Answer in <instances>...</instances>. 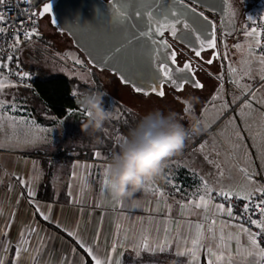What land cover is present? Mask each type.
<instances>
[{
	"label": "crops",
	"instance_id": "obj_1",
	"mask_svg": "<svg viewBox=\"0 0 264 264\" xmlns=\"http://www.w3.org/2000/svg\"><path fill=\"white\" fill-rule=\"evenodd\" d=\"M256 1V5L248 4V9L264 6V0ZM249 38V43L245 41L235 43L234 55L228 57L230 59H227L225 68L230 64L239 72L242 71L244 63L247 62L245 57L250 44L251 52L257 54V44H255L257 38ZM236 54L242 57L240 61L235 58ZM224 56H228V51ZM256 70L263 74L260 68L256 67ZM222 84L223 80L219 77L217 81H208L205 97L199 103L201 107L199 115L193 118L195 122L190 128V137L187 140H191L193 144V141L200 139L202 135L209 137L210 147L216 152L215 164L212 166L214 162L205 158L204 166L200 157V163L195 158H190L189 164L182 165L192 176H194L192 171V168H195L194 164L209 168L207 177L203 180L197 179L196 183H184L178 193L166 191L167 189L156 181L155 184L164 192L162 197L151 190L141 189L130 197L121 198L122 204L115 203L111 191L103 187V171L110 163L103 161L106 154L94 149L96 145L72 154L57 150L45 152L42 149L52 142L56 145L58 142L61 143L62 134H59L57 126L64 125L73 114L82 118L85 115L81 111L71 110L65 117H57L45 105L44 116L40 117L33 109L30 97L23 91L29 89L19 87L4 89L0 99L7 101L8 105L15 102L19 109L17 112H5V115L15 116L17 121L22 119L25 123H18L13 128L11 122L0 121V124H3V127H0V209L3 210L0 224L8 223V217L15 214L9 232V237L15 241L22 225L37 223L42 229L41 236L47 237L46 247L39 256L42 264H56L61 254H67L70 248L76 249V253L83 260H87L88 264H93L91 259L77 247L76 238L70 237L65 229L77 232L79 237L94 246L101 256L110 254L116 264H207L209 259H212L214 264H228L229 256L232 258V264H253L254 258L247 256L245 251L252 250L249 249L246 234L240 237V245L243 247L239 252L236 241H228L229 247L224 252V261H216L215 257L208 254L206 249L210 244L219 253L215 241L209 239L203 241V247L197 252L195 260L190 253H187V249L192 247L190 237L195 233V229L191 233L188 231V222L205 223L206 237L209 223L205 221L204 208L190 206L184 209V214L181 215L180 204H188L190 200H196L199 195H203V182L207 181L213 189L210 194L212 201L206 214L217 221V232L221 224L225 225L226 235L228 232H237L238 226L242 223L226 214L216 213L214 205L221 202L215 193L220 189L233 192L241 189L247 191L264 189V114L256 111L262 108L258 104L246 107L247 101L240 99L237 103L238 113L231 115H227V112L220 113L225 109V105L231 103L230 99L226 98L218 104L211 102ZM197 123L202 130L191 132ZM213 135H216L217 139L221 137L227 146L212 139ZM83 140L90 141L88 136ZM207 149L204 147L199 152L205 154ZM90 150L93 151L91 155L82 154ZM230 151L233 154L230 155ZM96 153H99V156ZM252 155L257 159V166H254V163L249 164L248 158ZM244 169L247 172L243 171ZM16 177L29 181L36 192L33 199L40 204L42 210L50 212L51 221H44L39 215L34 214V206L29 202V198L26 194L22 195L26 193V188ZM257 194L259 193H255ZM224 206L225 209L228 208L227 205ZM234 215L237 216L236 213ZM185 239L188 240L187 244L184 243ZM144 241L149 244L148 248L142 247ZM113 246L116 249L115 253H111ZM181 252L186 254L179 255L178 253ZM0 255L4 256L8 264L13 258L14 248L7 254L0 250ZM255 260L259 261V257H255ZM20 264H28V262L22 258Z\"/></svg>",
	"mask_w": 264,
	"mask_h": 264
},
{
	"label": "snow or ice",
	"instance_id": "obj_2",
	"mask_svg": "<svg viewBox=\"0 0 264 264\" xmlns=\"http://www.w3.org/2000/svg\"><path fill=\"white\" fill-rule=\"evenodd\" d=\"M6 0H0V6L5 4ZM198 0H108V10L103 15V24L98 23L96 28L101 27L111 30L113 28L119 27L121 29L125 28L130 20L136 18L139 23L132 24L131 27L136 29V35L139 37H148L150 43L155 45L151 51L146 54L151 57L153 52L155 53V66L153 67L152 61L150 60L148 69L146 72L137 73L141 80L144 81L143 84L136 85L134 90L138 93H143L144 95H149L150 93H155L158 96L163 97L165 92L163 90L165 83H169L175 86L179 91H183L184 85L189 82L192 83V86L195 88H203L204 85L201 84L198 80L192 79L194 77L193 66L191 62H185L182 67H174L177 65V56L175 51L172 50L171 44L168 43L167 39L164 38L165 32H168L172 38L181 39L186 41L192 50L194 51L197 57L201 56V52L206 49H215L216 48V39L215 34L210 33L209 26L207 25V18L204 17L203 12H196V9L192 7L194 3ZM25 3L31 5L33 0H25ZM233 3L229 2V15L235 16L236 12L233 10ZM53 7L50 3H45L43 11L38 13L43 15L45 13L52 12ZM25 15L35 18L37 13L35 12H26ZM248 20H252L251 16L247 17ZM7 18L3 11H0V23H6ZM53 23H56V18H53ZM255 23V21H253ZM140 24L144 25V28L139 27ZM85 29H89V24L83 25ZM178 32H181L182 35L178 36ZM5 33V28L0 27V35ZM34 27L27 30L21 28L16 33L11 35L13 43L10 45V49L16 50L20 47L22 36L25 40H31L34 35H38ZM245 34L249 37H258L264 35V30H258L255 27H252L251 30L246 31ZM155 36H159V42L155 39ZM261 41L255 39V44L259 45ZM240 47V45H236ZM164 49L167 52H161L160 50ZM252 45H249V51H251ZM112 57L114 59L123 60L124 57H118L117 54H120L123 51V46H115L112 50ZM215 56H219V53H215ZM13 61V55L9 54L6 57H0V97L3 96L4 89L10 87H16V84L8 80V75L3 71L8 69V73H11V69L8 68V64ZM208 63H212L210 59ZM261 63H264V57H261ZM233 72L236 69H232ZM191 73L192 77L186 75ZM15 75H20L18 72ZM24 77L28 76V73H23ZM121 79L125 83H132L126 76H121ZM75 95V94H74ZM219 96L213 97V99H219ZM77 104L80 106L79 111L83 113L89 119L91 118V112L83 109L81 106L80 98L77 97ZM250 107V105H246ZM18 106L15 102L11 105H8V102L0 99V121H9L12 123V127L15 128L17 124L25 123L24 120L17 121L15 116L5 115V112H17ZM112 118V112L109 111V119ZM0 127H3V124H0ZM201 148H204V145H201ZM99 156V153H96ZM243 171L247 172L246 169ZM223 173H221V176ZM21 184L26 188V193H22L29 198V202L34 206V214L39 215L44 221H51V215L48 210H42L40 204L33 199L36 196V192L30 186L29 181L24 180L20 177H16ZM249 180L251 177L249 176ZM171 183V182H170ZM103 187L109 189L112 193V199L115 203L122 204L123 201L121 198H118L114 195L115 186L111 184L107 169L103 171L102 178ZM204 184V194L199 195L198 199L190 200L188 204H180L181 215L184 214V209L189 208L190 206H195L196 208L205 209V221L209 223L207 232L208 236H205V223L197 222L193 223L188 222V231L191 233L195 229L194 235L190 237L192 247L187 249V253H190L193 260L196 259V254L203 247V241L209 239L215 241V247L218 251L213 249V246L210 244L207 246V252L210 256L215 257L216 261H224L225 255L224 252L227 251L229 244L228 241L235 240L237 243V250L239 252L240 248L243 247L240 245V237L242 234H246L249 242V249L245 250L247 256L253 257V264H264V247H261V237H264V209L261 208V205H264V189H254L253 191H247L241 189L239 191L233 192L231 190L225 191L220 189L218 191V196L224 198L225 200H230L233 195H236L239 199L246 201L247 203L243 204L241 207V212L243 213V218L247 219L248 223L255 225L257 229L260 230L259 234L252 232L249 228L240 224L238 226L237 232H228L225 234L224 228L225 225L221 224L219 231L217 232L215 219L210 218L206 213L209 204L212 201L211 192L213 189L208 185L207 181L203 182ZM145 190H151L154 194H158L161 197L164 195L162 189L155 184V182L148 184L144 188ZM178 190V189H177ZM255 193H261V199L259 202H253L252 197ZM250 204L252 205L250 209ZM216 213L219 215L226 214L228 217L235 220L241 219L240 216H235L233 209L229 206L225 209L223 203L214 205ZM170 208V206H169ZM260 209L259 216L262 218L252 219L251 213L255 210ZM0 216H3V210L0 209ZM15 214L13 213L8 217V223L0 224V250L7 254L11 249L14 248V255L11 261L8 264H20L22 258H25L28 264H42V261L39 259V256L42 254V250L46 247L45 241L47 237L41 236L42 229L39 228L38 224L35 222H30L22 225L20 231L17 232V238L13 241L9 237V232L12 228V223L14 222ZM59 227V224L57 225ZM232 227H237L232 225ZM67 234L70 237H75L77 242V247H79L93 262V264H116L111 258V255L101 256L99 251L87 241H84L79 237L78 233L75 231H68L65 229ZM184 243L187 244L188 240L185 239ZM143 248H148L149 244L144 241L142 243ZM115 246L111 248V253H115ZM179 255H185L186 253L181 252ZM259 257L260 260L256 261L255 257ZM0 264H6L4 256L0 255ZM56 264H88L87 260H83L77 253L76 249L70 248L67 254L62 253L61 257ZM207 264H214L212 259H209ZM228 264H232L231 256L228 257Z\"/></svg>",
	"mask_w": 264,
	"mask_h": 264
},
{
	"label": "rangeland",
	"instance_id": "obj_3",
	"mask_svg": "<svg viewBox=\"0 0 264 264\" xmlns=\"http://www.w3.org/2000/svg\"><path fill=\"white\" fill-rule=\"evenodd\" d=\"M234 1L239 8V16L242 18L244 23V31L239 37L240 42L245 41L246 43H249L250 38L245 34V32L248 31V25L253 20L254 13L256 14L257 10H259L261 7L255 6L253 9L252 7L251 9H248V4H257L256 0ZM248 16L252 17L251 21L247 19ZM229 42L231 43L235 41L230 39ZM221 50L222 53H226L227 51L226 45L223 43L221 44ZM21 54L22 60L26 64L36 63L50 74L66 75L70 78H75L83 83H87L88 85L95 87L93 70L79 54L78 50L74 48L72 41L66 35L60 34L56 31V29L51 25L50 18L48 16L41 19L39 35L29 43H26L22 46ZM232 55H234L233 50L231 51V56ZM246 55L247 57L245 58L247 62H243L245 66L240 72L237 69L235 72H233V67L230 64H228L229 66H227L224 71H221V68L218 66L209 67L212 73L221 72L219 74V79L222 80L223 78H226L225 71H228V80L223 81V84L220 88H218L217 92L213 96H219L220 98L211 100V102L218 104L219 101L224 100L225 98L230 99L231 103L225 105V109L220 113L227 112V115L238 113V100L243 99V101H247L246 103H248L250 107L255 104L260 105L262 109H256V111H258L260 114H264V78H262V76H264V63H261V57L264 56H258L255 52L248 50ZM36 56L41 58V61L38 63L34 61ZM228 57L229 56H227V59H230ZM235 58L240 61L242 57L240 55L237 56L236 54ZM256 67L263 70V74L262 72L259 73L256 70ZM98 73L99 78L103 83L105 92L108 93L112 98L108 108V111L112 112V118L107 119L103 126L97 129L89 126L90 119L88 117L82 116V118H79V115H71L70 118L65 121L64 125L57 126L59 134H62V142H58V145H56L55 142L45 145L42 148L45 152H55L57 150L58 152L72 154V152H78L84 148L93 147L95 144H97V146L99 144L107 146L111 143L113 138H115V144L121 145L124 139L121 136L115 137L116 129L113 123V119H117L118 117L122 116L121 110L119 108L120 104L126 105L132 111V113H135L141 118L155 109H160L165 113L174 111L178 113L180 112V116L182 117L177 120H179V122L182 123L186 129H189V131L195 122L193 118H196L199 115L201 109V107H199V103H201L202 99H196L198 104H196V101V103L194 101H190L189 103L187 98L190 96V94H196L193 93L194 91L189 88L183 92H173L172 90L166 88L165 95L163 97L158 95L145 96L135 93L129 86L122 84L115 75L107 71H98ZM23 91H25V94L30 97L33 109L36 110L40 117H43L45 109L44 102L39 98V96H37V94L33 92L32 89ZM94 92L96 93L98 91L96 90ZM174 95L176 96V99L174 98ZM198 97H201V95ZM232 117L230 118L232 119ZM85 136H89L91 141H84L83 139ZM212 139H216L218 142H220L219 140H222L221 137H218L217 139L216 135H213ZM210 141L211 139L205 135H202L200 139L197 138V140H194L193 144L191 143V140L187 141L185 143L183 152L169 160L168 166L165 168L162 177V179H165V183L168 184L166 191L169 190L175 193L181 191V185H178L177 181L175 180V171L176 169L183 167V164H189L188 160L190 158H195V160H198L200 163V157H202V163L204 166L206 165V158L214 162L212 163V166H214L216 152L213 151V147H210ZM201 145H204V147L208 148L206 153L204 152L205 154L199 152V150L202 149ZM225 146L227 145L225 144ZM120 151L121 149L119 151L113 150V153L117 155L120 153ZM197 154L200 155L198 156ZM229 154L231 155L233 152L230 151ZM253 155L248 158L249 164L253 165L254 163V166H257V159H255ZM234 160L238 163L237 159L234 158ZM194 165L195 168H192V171L194 172H192L193 175L196 176L197 179L203 180L206 178L207 170L209 168L206 169L205 167L199 166L198 164Z\"/></svg>",
	"mask_w": 264,
	"mask_h": 264
},
{
	"label": "water",
	"instance_id": "obj_4",
	"mask_svg": "<svg viewBox=\"0 0 264 264\" xmlns=\"http://www.w3.org/2000/svg\"><path fill=\"white\" fill-rule=\"evenodd\" d=\"M107 2L108 0H49L40 3V0H33V4L39 8V13L43 11L45 3L52 4V12L39 15L40 19L48 16L51 25L58 33L66 35L72 41L74 48L83 55L85 61L90 67L100 72L107 71L115 75L122 84L129 86L135 93L144 95L142 92L138 93L134 90L136 85L144 83L137 73L146 72L150 60L152 61L153 67L155 66V53L153 52L151 57L146 53L156 46L150 43L148 37H139L136 35L137 30L131 27L132 24L139 23L136 18L130 20L127 26L123 29L119 27L111 30L103 27L97 29L96 25L98 23L101 25L103 24L102 17L108 10ZM229 2L230 0H198V2L192 5V7L196 9V12H203L204 17L207 18L209 31L210 33L214 32L216 39L215 49H206L201 53L211 51L219 53L217 45L218 27L215 19L208 16L203 10L198 8V6L216 12L223 21L224 16L229 9ZM165 3H167V0H165ZM53 18H56V23L52 22ZM85 24H89V29L84 28L83 25ZM139 27L143 29L144 25L140 24ZM241 31H243V29H238V32ZM179 35H182V33L178 32V36ZM164 38L167 39L168 43L172 46V50L176 53L177 65L174 67H182L185 62L179 59L177 51L182 47L183 49L194 53L192 46L186 41L172 38L168 32H165ZM155 39L159 42L160 38L159 36H155ZM118 45L123 46V51L120 54H117L118 57H124L123 60L110 58L112 57L111 50ZM160 51L167 52V50L164 49H161ZM186 75L192 77L191 73H187ZM121 76H126L132 81V83H125L121 79ZM192 79L198 80L201 83L196 74ZM185 85L193 87L191 82ZM165 87L175 86L165 83L163 88L164 92ZM87 94L91 93L88 92ZM152 94L156 95L155 93H150L149 95ZM75 102L79 109L80 106L77 104V97L75 98ZM219 141L223 143L222 140Z\"/></svg>",
	"mask_w": 264,
	"mask_h": 264
},
{
	"label": "clouds",
	"instance_id": "obj_5",
	"mask_svg": "<svg viewBox=\"0 0 264 264\" xmlns=\"http://www.w3.org/2000/svg\"><path fill=\"white\" fill-rule=\"evenodd\" d=\"M106 92L85 94L80 98L83 109L91 112L89 126L100 128L109 119V111L104 106ZM202 129L199 123L191 132ZM190 137L173 112L160 109L150 111L130 130L121 144V151L106 167L118 198L130 197L134 192L163 177L169 160L178 155Z\"/></svg>",
	"mask_w": 264,
	"mask_h": 264
},
{
	"label": "trees",
	"instance_id": "obj_6",
	"mask_svg": "<svg viewBox=\"0 0 264 264\" xmlns=\"http://www.w3.org/2000/svg\"><path fill=\"white\" fill-rule=\"evenodd\" d=\"M40 24H41V19H39V23H38V29H37L38 33H39ZM38 35H35L33 39L37 37ZM79 54L83 57V55L80 52ZM34 61L38 63L41 61V58L36 56ZM22 65L25 67V69L35 72L36 80L34 82L33 88L31 89L44 102V104L49 109V111L57 117H65L68 115V113L71 110L78 109V106L76 105V102H75L76 97L80 95H84L88 92L95 93L94 91L96 90L98 92H105L103 83L99 78L98 71L92 67L90 68L94 72L93 78L95 81V87H92L88 85L87 83H83L75 78H70L66 75L50 74L45 69H43L41 66H38L36 63L26 64L22 60ZM111 101H112V98L107 93V95L104 96V106L107 110L109 108ZM119 108L121 110L122 116L118 117L117 119H113V123L116 129L115 137L121 136L123 139H125L128 136L130 130L136 127V125L139 123V121L141 120V117L137 116L135 113H132V111L124 104H120ZM88 138L91 141V138L89 136ZM114 141H115V138H113L111 140V143L107 146L103 144H99L97 146V144H95L96 147L94 149L100 150L106 155L110 152H113V150L119 151L121 149V145L115 144ZM183 149L179 154L183 152ZM92 153L93 151L90 150L82 154L91 155ZM175 173H176L175 180L177 181V183H181L180 185L182 186L184 183H193V182L196 183L197 182V177L192 176L190 171L185 169L184 167H180L179 169H176ZM157 183L165 189L168 186V184L165 183V179H162V178L158 179Z\"/></svg>",
	"mask_w": 264,
	"mask_h": 264
},
{
	"label": "built area",
	"instance_id": "obj_7",
	"mask_svg": "<svg viewBox=\"0 0 264 264\" xmlns=\"http://www.w3.org/2000/svg\"><path fill=\"white\" fill-rule=\"evenodd\" d=\"M49 0H40V3H44ZM0 11H3L7 21L6 23H0V27L5 28V33L0 35V57H6L9 54L13 55V61L8 64V68L11 69V73H8V69H4L3 71L8 75V80L16 84V87L22 89H31L33 88L34 82L36 80V74L34 71L27 70L22 65V54L21 49L25 43L30 42L31 40H25L22 36L20 47L16 50L10 49V45L13 43L11 39V35L16 33L21 28L27 30L29 28L34 27L37 31L38 23H39V8L35 6L33 3L31 5L25 3V0H6L3 6H0ZM35 12L37 15L34 19L25 15L26 12ZM255 21V23H253ZM252 27L257 28L258 30H264V6L259 10L255 15L253 20L248 25V31L251 30ZM261 41L259 45L256 47V52L260 56H264V35H260L256 37ZM19 73L20 75H15V73ZM23 73H28L27 77L23 76ZM116 154L110 152L106 155V158L103 160L104 162L111 163L112 158ZM218 192L215 193L218 200L227 205L231 206L233 212L240 216V222L246 227L249 228L252 232L259 234L260 230L256 228L255 225H251L248 223L247 219L243 218V213L241 212V207L243 204L247 203L239 199L238 197L232 196L230 200H225L224 198L218 196ZM261 199V193L252 197L253 202H259ZM252 205L250 204V209ZM261 208L264 209V205H261ZM260 209L255 210V212L251 213L252 219L262 218L259 216ZM261 247H264V237H261ZM260 260V258H259Z\"/></svg>",
	"mask_w": 264,
	"mask_h": 264
},
{
	"label": "flooded vegetation",
	"instance_id": "obj_8",
	"mask_svg": "<svg viewBox=\"0 0 264 264\" xmlns=\"http://www.w3.org/2000/svg\"><path fill=\"white\" fill-rule=\"evenodd\" d=\"M231 2L234 5L233 10L236 12L235 16H230L229 15V9L228 12L225 14L223 21L221 20V17L216 13L213 12L211 10H208L206 8H202L199 7L201 10H203L208 16L212 17L213 19H215V21L217 22V27H218V31H217V45H218V50H219V56H215L214 52H203L201 53L200 57H197L194 55L193 52L188 51L186 49H183L182 47L179 48V50L177 51L179 59L183 60L184 62L188 61L192 63L193 66V70L195 72V74L197 75V77L199 78V80L201 81V84L204 85L203 88H193L191 86L185 85L183 88V91L186 90L187 88L193 90V93H196L195 95L190 94V96L187 98V101L190 103V101H196L197 98H201L203 99L205 97L206 94V87H207V83L208 81H217V78H220V73L218 72H214L212 73L209 69V67L211 66H218L219 68H221V71L225 70L226 67V63H227V57L224 56V53H222L221 50V44H225L227 51H228V56L230 57L231 55V51L234 50V45L235 43L239 42L240 39V34L243 33L244 31V23L242 18L239 16V8L236 4V2L234 0H231ZM238 29H243V31L238 32ZM237 36V38H236ZM230 39H233L235 42H229ZM212 60V63H208L209 60ZM225 76L226 78H223V81H227L228 80V72L227 70L225 71ZM168 88L170 90H172L173 92H183V91H179L177 90L175 87H165V89ZM87 94V93H86ZM85 95V94H84ZM154 95V94H152ZM199 95H201V97H198ZM83 95L78 96L79 98H81ZM174 98L176 99V96L174 95ZM197 102V101H196ZM195 102V103H196ZM198 103V102H197ZM196 103V104H197ZM173 113L176 114V119H179L181 115V113L174 111Z\"/></svg>",
	"mask_w": 264,
	"mask_h": 264
}]
</instances>
